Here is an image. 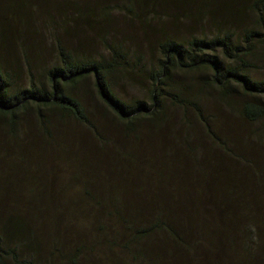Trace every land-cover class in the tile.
Listing matches in <instances>:
<instances>
[{"label":"trees","instance_id":"1","mask_svg":"<svg viewBox=\"0 0 264 264\" xmlns=\"http://www.w3.org/2000/svg\"><path fill=\"white\" fill-rule=\"evenodd\" d=\"M117 7L138 29L133 43L118 38L112 23ZM41 17L53 25L61 21L50 48L36 20ZM89 30L99 36L91 43L84 41ZM72 39L75 45L66 43ZM127 44L135 48L134 59L124 51ZM105 52L110 57L103 58ZM203 66L212 72L206 83L221 98H251L240 116L264 130V0H0V124L10 137L23 119L48 133L52 116H59L102 144L75 97L92 81L105 115L124 137L139 135L143 149L170 109L181 124L193 119L214 149L229 153L201 105L168 89L174 70ZM118 76L145 96L122 100L112 88ZM189 153H199L197 163L184 178L172 172L170 181L191 193L164 196L150 188L154 176L136 154L123 149L115 167L145 172L136 171L114 197L109 178L104 191L96 183L95 169L108 157L88 161L62 151L67 166L56 164L45 177L49 164L31 172L45 181L18 187L0 210V264H264V184L253 179L222 197L213 194V187L243 174V166L264 175V151L250 155L253 163L233 155V162L211 165L199 149ZM69 177L74 184L65 183Z\"/></svg>","mask_w":264,"mask_h":264},{"label":"rangeland","instance_id":"2","mask_svg":"<svg viewBox=\"0 0 264 264\" xmlns=\"http://www.w3.org/2000/svg\"><path fill=\"white\" fill-rule=\"evenodd\" d=\"M82 1L89 2L90 0ZM114 9L116 10L113 12L112 23L114 27L117 24L118 28H116L120 32L118 34L119 40L125 38L127 43H133L132 38L137 36L138 33L136 25L125 17V12L122 13L118 7ZM124 17L126 20H124ZM36 20L41 27L43 41L50 48L55 43L57 36L61 34V21L55 18L53 25L46 17ZM82 28L86 29L84 26ZM109 32L110 29H107V33ZM97 38L99 36L89 30L86 39L84 40L82 37L81 40L91 43L92 39ZM135 38L138 40V37ZM66 43L75 45L77 40H66ZM97 43V41L93 43V48L98 47ZM124 51L130 59H134L135 48L133 44L125 45ZM97 54L99 52H92V55ZM108 57H110V53L105 52L103 58ZM145 60L147 66H151V60ZM211 73V70L204 66L196 70L176 69L173 71L172 84L168 89L172 91L176 89L177 92L184 93L186 99L201 105L207 124L213 133L227 146L229 153L214 149L213 145L202 138L201 132L193 119L181 124V120L170 109L167 110L163 119L165 122L158 121L153 125L150 135L145 139L144 151L143 145L141 146L139 143L141 142L139 135L133 134L124 137L116 124L105 115L92 89L93 83L88 81V85L80 88L75 97L83 104L91 123L98 129L103 139L102 144H99L81 126L59 116H52L48 133L43 132L31 118L22 120L18 135L14 137H10L0 124V210L7 209L9 201L18 187L26 186L27 183L34 185V182L37 181L39 182L36 184L41 185L45 181L44 178H39L40 174H32L31 172H35L38 168L49 164V168L42 174L45 177L47 173L52 172L56 164L63 163L66 165L62 151L69 152V154L74 153L77 158H86L88 161L98 156L108 157V160L112 162L107 165L108 160H106L101 165L98 164V168L95 169L96 183L104 191L107 187V178H109L110 184L115 183L110 187L112 196H114V192L126 188V181L133 179L136 171H143L130 166L126 167L125 164H123V171L115 167L114 162L116 158L121 157L123 149L128 150L130 156L136 154L139 159V166L142 164L154 176V181H150V188L161 192L164 196L170 194L171 196L173 194L188 196L191 193L189 190L192 191V189L187 187L186 184L180 185V183L170 181V179L172 172L178 173L180 171L179 174L182 178H184V175H188L187 172L197 163V158L200 156L199 153L198 155L197 153H189L192 150L199 149L201 155L206 159L205 162L209 165L223 160L233 162V155H240L244 158L249 157L253 163L250 155L257 149L264 151V130L258 125L245 122L240 116L242 104L251 98L244 94L221 98L206 83L207 78L212 76ZM26 80L27 76H25ZM112 88L118 97L127 102L133 97L139 99L145 96L141 87L125 81L124 77L120 76L116 77ZM101 145L104 146L100 147ZM176 158H179L180 161ZM182 160L186 161L183 170L180 166ZM252 167L243 166V174L238 172L236 173V179L213 187V194L222 197L233 191L236 184H252L253 179V185H258L260 182L264 184L263 173L257 176ZM122 176V181L119 182L118 180ZM156 176L163 180L158 179ZM65 183L74 184L72 177H69ZM42 235L44 237V233ZM42 240L45 244V237ZM46 249L49 250L50 246H46Z\"/></svg>","mask_w":264,"mask_h":264}]
</instances>
